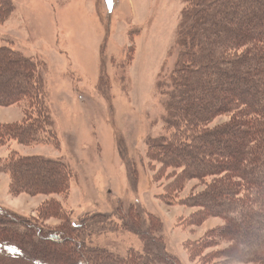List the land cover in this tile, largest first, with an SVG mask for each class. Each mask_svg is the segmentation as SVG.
I'll return each mask as SVG.
<instances>
[{
    "label": "trees",
    "instance_id": "obj_1",
    "mask_svg": "<svg viewBox=\"0 0 264 264\" xmlns=\"http://www.w3.org/2000/svg\"><path fill=\"white\" fill-rule=\"evenodd\" d=\"M183 3L177 58L158 84L166 136L147 140V159L173 171L164 188L168 194L190 181L203 184L202 191L181 200L195 209L188 225L223 222L186 242L190 261L207 264L220 255L239 264H264V0ZM11 12L9 0H0V24ZM39 76L38 63L0 45V107L29 104L21 123L0 124V146L12 140L57 146L53 120L41 103ZM221 117L226 121L209 127ZM6 161L0 162V172L7 173L10 194L50 198L36 217L0 208V264H183L167 250L161 221L143 208L69 221L53 197L71 186L70 169L60 160L16 152ZM51 218L62 224L45 227ZM124 233L140 247L130 246L121 255L96 243ZM218 239L231 244L226 254L213 250ZM52 240L56 247L49 249Z\"/></svg>",
    "mask_w": 264,
    "mask_h": 264
},
{
    "label": "rangeland",
    "instance_id": "obj_2",
    "mask_svg": "<svg viewBox=\"0 0 264 264\" xmlns=\"http://www.w3.org/2000/svg\"><path fill=\"white\" fill-rule=\"evenodd\" d=\"M9 3L12 12L0 24V45L38 63L41 103L53 120L57 146L8 141L0 146L1 164L11 152L60 160L73 181L65 195L53 198L69 221L90 213L127 214L137 206L161 221L171 254L183 264H202L190 261L183 246L223 222L208 219L197 227L188 225L195 209L182 206L181 200L202 191L203 184L190 181L181 191L166 193L173 171L160 170V164L146 155L148 139L166 136L164 96L158 84L177 58L175 35L183 0ZM28 108L27 101L0 107V124L21 123ZM224 121L217 118L209 127ZM9 183L7 173L0 172V208L19 216L36 217L38 207L50 198L12 195ZM44 221L45 227L62 224L56 218ZM96 243L121 255L130 246L140 247L130 233L110 234ZM55 245L48 242L49 249ZM230 248L228 241L218 239L213 250L226 254ZM217 257L207 264H239Z\"/></svg>",
    "mask_w": 264,
    "mask_h": 264
},
{
    "label": "snow or ice",
    "instance_id": "obj_3",
    "mask_svg": "<svg viewBox=\"0 0 264 264\" xmlns=\"http://www.w3.org/2000/svg\"><path fill=\"white\" fill-rule=\"evenodd\" d=\"M107 2L110 4L111 3V0H107Z\"/></svg>",
    "mask_w": 264,
    "mask_h": 264
}]
</instances>
